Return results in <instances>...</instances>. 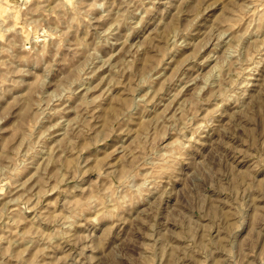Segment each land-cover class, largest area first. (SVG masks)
Segmentation results:
<instances>
[{"label": "clouds", "instance_id": "1", "mask_svg": "<svg viewBox=\"0 0 264 264\" xmlns=\"http://www.w3.org/2000/svg\"><path fill=\"white\" fill-rule=\"evenodd\" d=\"M0 264H264V0H0Z\"/></svg>", "mask_w": 264, "mask_h": 264}, {"label": "rangeland", "instance_id": "2", "mask_svg": "<svg viewBox=\"0 0 264 264\" xmlns=\"http://www.w3.org/2000/svg\"><path fill=\"white\" fill-rule=\"evenodd\" d=\"M151 59H153V57L151 55H145L143 63L147 64ZM117 99H118V97H117Z\"/></svg>", "mask_w": 264, "mask_h": 264}]
</instances>
